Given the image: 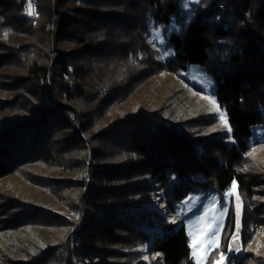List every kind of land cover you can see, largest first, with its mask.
I'll use <instances>...</instances> for the list:
<instances>
[{
	"label": "trees",
	"instance_id": "trees-1",
	"mask_svg": "<svg viewBox=\"0 0 264 264\" xmlns=\"http://www.w3.org/2000/svg\"><path fill=\"white\" fill-rule=\"evenodd\" d=\"M184 1L0 0V235H54L12 264H143L138 245L151 249L153 264H194L176 206L199 193L222 199L233 184L242 225L206 264L221 254L227 264H264L242 242L251 219L264 223V183L239 164L264 126V0H201L193 20L171 31ZM150 20L163 28L164 62L144 38ZM192 65L211 76L230 135L205 132L209 116L191 118L196 132L141 106L121 109L156 75L180 76ZM34 164L56 175L29 171ZM16 173L50 188L75 219L3 191ZM154 192L175 222L147 207ZM236 242L238 256L229 252Z\"/></svg>",
	"mask_w": 264,
	"mask_h": 264
},
{
	"label": "rangeland",
	"instance_id": "rangeland-1",
	"mask_svg": "<svg viewBox=\"0 0 264 264\" xmlns=\"http://www.w3.org/2000/svg\"><path fill=\"white\" fill-rule=\"evenodd\" d=\"M200 1L201 0H199V2H197V0H185L180 6V12L183 13L185 17L179 21L173 18L169 26L170 30L177 32L180 29V21L183 24L191 22L193 20L192 13L200 4ZM29 11L33 12V9L29 8L28 5L26 15H28ZM148 27L149 30L147 34L144 35V38L148 45L153 50L157 51L156 59L164 62L166 58L170 56L171 52L170 49L166 47L163 28L155 24L152 20L149 21ZM161 41L163 42L161 43ZM212 100L215 101V104L212 103ZM140 106L147 109L149 112H154L155 118L158 121L166 125H174L173 127L179 126L180 129L186 131L189 130V128H193L198 132L200 128L199 123H196L195 119L191 118L202 115L209 116L214 124L208 125L205 132L221 133L222 135L231 134V131H228L230 126L226 119V115L214 96L211 76L208 75L206 70L195 65H192L187 72L180 76L173 75L169 72L156 75L154 79L143 84L138 91L134 93L133 97L121 106V109H138ZM217 108L219 111H217ZM222 116L223 119H221ZM189 119H191V121L187 122ZM225 121L227 122V127H225ZM192 125H194V127ZM229 142L232 143L233 140L230 139ZM256 143L258 144L256 145ZM251 148L250 151H244L241 154L239 164H242L241 167L244 171L247 170L249 173L257 174L259 176L258 182L262 184L264 183V126H257L254 128ZM28 170L38 175L45 176L48 180H51L53 175H56V173L42 164L31 165L28 167ZM33 180L34 182L20 175L18 176L16 173L3 180L2 187L6 190H2L14 198H19L38 207H48L65 218H70L71 220L75 219V217L71 215V210L68 206L62 204V201L55 202L56 199L53 198L50 188L36 185L35 182L37 179ZM260 187L264 189L263 185L257 186V188ZM84 191L85 187H83L81 192ZM237 196H239V201L236 199ZM189 197L198 198L197 207L192 211L185 212L187 206L183 202ZM241 198V192L238 191L236 185V188L233 189V187H231L222 199L211 192L199 193L197 195H189L181 204L176 206L178 221L183 223L186 228L194 264H198L199 258L205 256L207 251V257L202 262V264H206L209 255L216 250L214 246L209 249L207 244H200V242L205 239L201 230L209 221H212L213 216L220 226V231L215 237L219 247L221 240L224 246L228 236L230 240V238H234L237 235V204H239L241 208L240 227L243 218ZM214 200L215 202H213ZM59 202H61V204ZM146 204L149 209L160 212L168 221L173 220L168 207L161 203L155 192L154 195L147 200ZM203 205L211 206L209 209L211 215H209L205 221L198 223L196 220L197 216L204 215ZM221 205L226 209L223 213H221L220 210ZM133 209L134 207H129L127 210L132 211ZM228 219L229 223L227 226ZM232 225L233 229L231 228ZM214 226L215 223H213V227ZM142 229L149 232H156L159 230V227H157V229H151L150 227L143 226ZM246 232L247 234L242 241L244 245L243 252L248 255H262L264 258V223H256V221L251 219L247 225ZM53 236L50 229L43 231L36 228H29L20 229L18 231H6L4 236L0 235V264H12L11 261L19 260L26 252L30 251L31 245L43 246L41 243L53 240ZM23 238H26L25 241H23ZM240 246L237 242L235 243V247L231 246V248H229L228 246L229 250H231L229 252L235 254V256L241 255L239 250H232L236 248L239 249ZM135 249L141 253V263L153 264L155 255L151 252V249L148 247H141L140 245ZM123 251L127 252V249ZM225 257L227 258V256ZM224 264H227V261H225Z\"/></svg>",
	"mask_w": 264,
	"mask_h": 264
},
{
	"label": "snow or ice",
	"instance_id": "snow-or-ice-1",
	"mask_svg": "<svg viewBox=\"0 0 264 264\" xmlns=\"http://www.w3.org/2000/svg\"><path fill=\"white\" fill-rule=\"evenodd\" d=\"M197 2H199V0H197ZM32 5H31V2H29V8H31ZM34 13L32 11H29L28 12V15H33ZM163 41H161L162 43ZM212 103L215 104V101L212 100ZM217 111H219V109L217 108ZM221 119H223V116L221 117ZM225 127H227V122L225 121ZM228 131L230 132L231 129L228 128ZM233 189L236 188V185L233 184ZM237 201H239V196L236 197ZM215 202V200L213 201ZM187 207H186V211H192L194 208L197 207V203H198V198L196 197H189L186 201L183 202ZM210 205H203V212H204V215L202 216H197L196 220L197 222H202V221H205L207 219V217L209 215H211V213L209 212V209H210ZM221 213H223L224 211H226V209H224L223 205H221ZM240 214H241V208H240V205L237 204V208H236V226H237V236H238V230H239V227H240ZM173 222H175V220H173ZM213 223H215V226L213 227ZM202 231V235L205 237L204 240H202L200 242L201 245H204V244H207L209 246V249H211L213 246L216 248V250L219 249V244L217 243V241L215 240V237L217 236V234L219 233L220 231V226H219V223L217 221H215V217L213 216L212 218V221H209L205 227L201 230ZM231 248V246H230ZM232 250H236L238 251L239 249L236 248V249H232ZM195 255V253H194ZM207 257V251H206V254L205 256L203 257H200L199 258V261H198V264H202L203 260ZM226 257L221 254L220 255V258L219 260H216V261H209V264H224V262L226 261Z\"/></svg>",
	"mask_w": 264,
	"mask_h": 264
}]
</instances>
